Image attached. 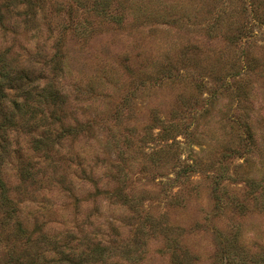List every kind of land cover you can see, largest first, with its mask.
Here are the masks:
<instances>
[{
    "label": "rangeland",
    "instance_id": "obj_1",
    "mask_svg": "<svg viewBox=\"0 0 264 264\" xmlns=\"http://www.w3.org/2000/svg\"><path fill=\"white\" fill-rule=\"evenodd\" d=\"M3 5L0 264H264V0Z\"/></svg>",
    "mask_w": 264,
    "mask_h": 264
},
{
    "label": "trees",
    "instance_id": "obj_2",
    "mask_svg": "<svg viewBox=\"0 0 264 264\" xmlns=\"http://www.w3.org/2000/svg\"><path fill=\"white\" fill-rule=\"evenodd\" d=\"M10 1V0H9ZM2 8L5 9V5L0 6ZM8 7V6H6ZM2 8H0V19L2 18ZM28 61H26L25 63H21L18 59L12 58V56H8L6 52H0V114L3 113L4 116H9L7 119L11 118L13 116L11 107L9 106H13L16 107L17 106V102L13 101V103H6L7 99H8V92L13 90V85H15V83L17 84L19 81H26L27 83H30L35 85V79H33V77L29 74V69H27L26 63ZM52 97L54 96H59V90L57 89L56 93L55 91L51 94ZM13 108V107H12ZM6 119V120H7ZM87 124V123H84ZM82 125L79 126V124L77 123L76 126H67L62 132V136L61 137H68V136H74L77 133H75L74 131H78L79 128H82V130H84L86 127V125ZM1 126L3 127L4 124L2 123ZM14 127H16V123L13 122L12 124H10L8 126L9 129H13ZM77 136V135H76ZM60 137V138H61ZM7 143V142H6ZM4 143L1 144L0 143V160L2 159L3 156L8 155V153L10 152V147H8V145ZM41 144H43V142H39L36 143L35 146V150H43L45 148V144H43L41 146ZM50 145L47 143V158L48 155L50 154L49 152H51L50 150ZM49 153V154H48ZM191 167V166H190ZM0 198L2 200L3 203H8L9 199H8V191L6 189V184L4 183L3 179L0 176Z\"/></svg>",
    "mask_w": 264,
    "mask_h": 264
}]
</instances>
